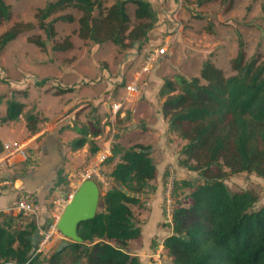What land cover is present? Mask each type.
Here are the masks:
<instances>
[{"label":"trees","instance_id":"obj_1","mask_svg":"<svg viewBox=\"0 0 264 264\" xmlns=\"http://www.w3.org/2000/svg\"><path fill=\"white\" fill-rule=\"evenodd\" d=\"M207 1L212 0L198 2ZM128 2L136 5L137 23L132 27ZM68 7L81 12L77 19L81 39L95 44L111 42L121 49L144 44L158 20L149 0H114L110 5L107 0L48 1L36 15L47 39L56 36L57 20H75L71 13H64L47 21L52 14ZM11 17V5L0 0V26ZM34 27L30 22H14L0 34V53L19 34ZM28 40L46 47L40 35H31ZM72 47V41L66 37L52 49L66 51ZM231 68L235 73L226 75L211 60H205L199 75H176L175 80H165L160 91L166 95L162 112L168 119V132L187 140L180 151L184 155L180 164L200 175L196 184L175 181L174 195L181 188L190 191L186 193L188 205L177 202L174 206L172 233L162 241L172 264H264V205L256 207V191L231 192L224 182L225 167L232 173L254 172L264 177V57L247 60L241 47L231 60ZM25 106L15 97L7 99L1 121L19 119ZM24 117L28 130L36 133L39 117L33 112H26ZM99 123L96 120L95 124L77 128L81 136L72 142V147L84 145L88 135L96 136ZM150 148L141 143L114 148V155L121 157L110 172L114 184L100 201L103 210L80 223L82 243L71 242L49 258L36 252L38 227L34 220L23 223L22 213L0 211V264H69L83 259L85 264H142L138 255L127 251V246L142 234L130 205H139L141 195L155 190L150 182L157 176V167ZM98 149L91 141V152ZM35 164L37 160L30 156L23 162L26 168ZM62 173L59 169L58 175ZM62 182L61 179L56 184ZM121 186L138 196L127 194ZM26 197L34 200L32 194Z\"/></svg>","mask_w":264,"mask_h":264},{"label":"rangeland","instance_id":"obj_2","mask_svg":"<svg viewBox=\"0 0 264 264\" xmlns=\"http://www.w3.org/2000/svg\"><path fill=\"white\" fill-rule=\"evenodd\" d=\"M6 1L11 5L12 17L9 21H6L0 26V34L16 21L30 22L35 25L33 29L22 32L15 39L17 42L12 45L10 50L12 56H16L15 54L18 53L19 50H22V52H31V56L35 54V51H32V49L34 50L32 46L37 45L30 42L28 37L31 35H40L42 39L45 40L46 47H37L43 51H48V48H50L52 52L50 60L56 61L55 59H57L59 69L62 71V69L65 68L66 71L71 72L73 75L70 77V80L66 77L67 82L64 83V85L61 84L62 79L59 81L57 77H49V80L52 79L54 83H56H49V85L51 84L48 88L49 90L55 88L56 91H59L62 89V86L73 90L75 89L74 86L78 85L83 93H87V91L89 92L87 85L98 84L99 89L101 91L103 90L104 94H109V92H111V97L114 99H117L120 94H122L120 91L121 87L126 85L130 79L127 70L129 68L135 70L139 67L138 64H136V59H133L130 54L144 53L142 50L144 47L142 45L136 44L135 46L121 49L111 42L95 44L92 41L81 39L77 34V29L79 27L77 19L81 15V12L73 7L58 11L47 19V21H50L64 13H71L75 18L73 22L57 20L55 22L56 36L47 39L45 31L38 26L36 16L39 9H43L46 6L48 3L47 0ZM113 1L114 0H107V5ZM175 1L178 2L179 0ZM180 1L185 10L184 16L181 15L180 18L182 33L178 35L179 38L177 40L170 42L167 58L162 60L161 57L157 56L156 61L152 64V76H154V74L161 76L163 79L162 83L169 79L175 80L176 75L179 74L187 78L199 75V71L205 60H211L220 67L226 75L233 74L235 71L231 68V60L236 56L241 47L246 53L247 60L256 56L264 57V0H212L202 4L198 2L199 0ZM181 5L179 4L178 6L180 7ZM135 7L136 5L134 3H127V11L131 18V27L137 23V19L134 15ZM66 37H69L73 43L71 49L66 51H56L52 49L56 42H62ZM158 39L159 35L156 41H158ZM25 42H29L32 46H28L27 48L24 44ZM152 47H150V50ZM128 51L130 53H127ZM5 52L9 55V51H5V49L0 53V64L4 65L1 67L6 72L0 71V75L2 76L0 77V93H4V96H7L9 99L10 97L16 96L18 90H15V88L27 90L28 87L26 85L29 82H19L20 80L16 79L19 77L17 72L13 75L7 74L9 71L13 72L14 67L17 66V61L13 64V61L10 59L11 57L3 54ZM151 52L152 51L147 52L146 50L145 53L147 54H145V56ZM128 58H130L129 62H127ZM125 63L127 64L124 65ZM123 66L124 68L128 67V69L124 71ZM76 75L77 77H75ZM44 79L47 80V78ZM44 79L42 78V80ZM49 80L47 82H50ZM108 85H111L109 89ZM2 103L3 100L0 101V105ZM85 103L90 104L89 101ZM105 111L106 110L97 112L94 103L93 105L90 104L87 112L81 116L85 120L82 121L81 117H77L73 123L77 126H86L90 123L95 124L97 119L100 121L105 115L108 116ZM66 114L60 117L62 123H65ZM41 120L46 121L47 118L43 117ZM126 123V119H124V121L122 119L118 122L115 138L112 143L113 150L117 145L128 148L138 144L135 142V136L131 134V130L128 129L129 126H127ZM66 125L69 124H63V127ZM137 125L140 128L143 126V124L140 123ZM172 134L177 135L175 132ZM121 141H123L124 145L121 144ZM169 141L173 142V139H169ZM177 141H179L177 142V146L173 147L174 157H177L175 165L171 163L165 164V173L167 176L162 186L163 200L160 203L161 207H164V211L162 210V215H157L158 217L160 216L158 218V224L155 222L156 218L152 216V213L156 212H153L151 207L143 205L146 200H142L143 202L139 205H130L135 220L138 222V225L144 229L143 239L146 240V243L142 244V246H140V241L128 243L127 251L129 249L130 252L135 253L139 252L138 249L144 250V252L141 253L143 260L139 256L142 264H172L171 257L164 248L160 247V242L163 241L168 234L172 233L171 219L174 206L177 202L188 205L186 193L190 191L189 188H181L174 195L175 181L180 183L181 181H191L194 184L200 181V175L197 171L191 170L189 167L180 164V160L184 158V155H182L180 151L187 143V140L182 139ZM120 157V154H115L101 164L106 182L100 183V201L105 191L114 184L109 170H111L113 163H117L120 160ZM155 157L158 158V161L155 162L159 164L160 157L157 153ZM90 158L92 157H88L84 163L78 161L76 163L77 166L75 165L74 167L70 165L68 167L66 163L63 162L64 166H61V168L64 173L60 175H58V171L53 173L54 176L51 179V186L47 191V198L49 201L48 207L50 210L56 212V210L54 211L52 208H55V206L61 208L65 202L70 199L73 192L82 182V175L80 172L89 165L91 162ZM66 167L69 171L66 170ZM225 169L227 174L224 182L231 192L254 190L259 196L256 207L264 205V177L258 176L254 172L232 173L229 171V168L225 167ZM61 179L63 182L57 185L56 182ZM182 192H184V194H179ZM57 201H59V203H56ZM101 210H103V207L99 205L98 211ZM30 219L36 221L33 215H30ZM28 221H30L29 218H24L23 223ZM50 224L48 220H45L43 223L45 228L47 227V229L52 231L51 237L47 242L43 243V235L39 233L36 236L37 238H35V243H37L36 252H41L43 257L48 258L57 250L63 241H67V238L55 228V225ZM69 264H85V260L83 259L80 262L72 261Z\"/></svg>","mask_w":264,"mask_h":264},{"label":"crops","instance_id":"obj_3","mask_svg":"<svg viewBox=\"0 0 264 264\" xmlns=\"http://www.w3.org/2000/svg\"><path fill=\"white\" fill-rule=\"evenodd\" d=\"M149 1L157 11L158 20L150 30L148 40L144 44H141L144 47L142 49L144 53L130 54L133 59H136V64L139 66L138 69L133 70L128 69V67L124 68L123 66L124 71L128 69L127 73L130 77L126 84L132 80H137L139 90L131 97V101L127 103V115L122 119L123 121L124 119L127 120L126 125L129 126L128 129L131 130V134H134L135 142L151 145L150 151L155 161H158V158L155 157L156 153L160 157L159 164L155 162L157 176L150 182L155 186V190L141 195L142 200H146L143 205L151 207L153 212H156L152 213V216L156 218L155 222L158 224L160 216L158 217L157 215H162L164 208L161 207L160 203L163 200L162 186L167 176L165 164L171 163L175 165L177 157H174L173 147L177 146V142H179L177 140H182V138L180 139L176 134H172L174 132H168L167 130L168 119L162 112V104L166 99V95L160 92L164 84L162 83L163 79L161 76L155 74L152 76V70L144 74L141 71L149 55L145 56L147 54L145 53L146 50L147 52L152 51L151 53H156L162 60L167 58L170 42L177 40L179 38L178 35L182 33L180 18L181 15L184 16L185 10L180 0L178 2L175 0ZM179 4L181 5L180 7L178 6ZM158 35L159 39L156 41ZM15 42L17 41L13 40L5 47V51H9V55L7 52L3 53L5 56L11 57L10 59L13 61V64L17 61V66L14 67L13 72L9 71L7 74L13 75L17 72L19 77L16 79H19V82L29 83L26 85L28 87L27 90L15 88V90H18L15 99L26 104L23 114L17 120L1 121V117L6 112V101L8 98L4 96V93H0V97H3V103L0 105V142L2 143V150H0V211L12 212L14 215L19 214L15 208L17 201L26 197V195L32 194L34 197L32 201L37 210L35 215V223L39 229L37 233L43 235L46 231H49L47 227L43 226L45 220L55 225L63 211L64 205L67 203L65 202L61 208H58V206H55V208L51 207L56 212H53L48 207L47 191L51 186L53 173L62 169L61 166H64L63 162L68 167L69 165L74 167L78 161L81 163L86 162L88 157H92L90 158L91 162L95 161L96 153L102 147L106 136V127L103 123L105 115L100 119L99 124V134H101V137H98V134L94 137L91 135L86 136L87 141L84 145L73 148L72 142L81 136L77 128L82 127L80 125L77 126L73 121L87 112L90 104L93 105V103L97 108V112L106 110L105 112L108 114L110 103L120 99L124 95L125 85L121 87L120 91L122 94L117 99L111 97V92L104 94V91L99 89L98 84H94L95 86L91 84L87 85V89H89L87 93H83L78 85H75V89L73 90L70 88L63 91V89H67V87L63 86L59 91H56L55 88L49 90L48 88L51 85L49 83L56 84L54 80H49V77H57L59 81L62 79L61 84L64 85L67 82L66 77L70 80V77L73 76L72 73L66 71L65 68L61 71L57 59H55L56 61L50 60L52 56L50 48H48V51H43L37 46H32L29 42H25L24 44L27 48L28 46H32L34 48L32 51H35V54L31 56V52L19 50V52L16 51L18 52L15 54L16 56H12L10 50ZM138 45L140 44L138 43ZM150 47H152L151 50ZM127 53L130 52L128 51ZM129 61L130 58L127 59V62ZM1 66L4 65L0 64V71L5 72ZM0 77L2 76L0 75ZM42 78H47V80H42ZM48 80L50 82H47ZM110 86L108 85V89ZM86 101H89L90 104L85 103ZM26 112H33L40 119L36 133H31L27 128L24 117ZM64 114H66L65 123H62L60 117ZM43 117H46L47 120L42 121ZM81 120L84 121L85 119L81 117ZM139 123L143 124L141 127L143 129L137 125ZM63 124L69 125L63 127ZM169 139H173V142H170ZM91 141L99 148L95 153L91 152ZM9 144L11 146H8ZM121 144L124 145L123 141H121ZM27 156L36 159L37 164L29 168L24 167L23 162ZM115 164L113 163L109 172L112 171ZM66 170L69 171L67 167ZM56 203H59V201ZM22 215L24 218L32 220L30 219V215L23 213ZM141 231V237L136 240H130L129 243L140 241V246L146 243V240L143 239L144 229L142 227ZM160 247L163 248L162 241L160 242ZM138 251L133 253L128 249L129 253L138 255L143 260L141 253L144 250L138 249Z\"/></svg>","mask_w":264,"mask_h":264},{"label":"built area","instance_id":"obj_4","mask_svg":"<svg viewBox=\"0 0 264 264\" xmlns=\"http://www.w3.org/2000/svg\"><path fill=\"white\" fill-rule=\"evenodd\" d=\"M156 53H151L148 55L145 64L142 68L141 73H149L152 70V64L157 59ZM139 90L138 81L132 80L130 83L125 85V92L120 99L112 101L110 103V110L108 116L104 117V125L106 127L105 138L103 140V145L96 153V160L91 162L84 170L80 172L82 175V181L85 179L95 180L99 186L100 183H105L104 174L101 169V164L104 163L114 155L112 143L115 138V133L117 130L118 122L126 116L127 103L131 101V97L135 95ZM90 136V135H88ZM98 137H101V134L98 133ZM8 146H11L10 144ZM170 186V185H169ZM15 208L18 210V213H23L25 215L35 216L37 213L36 206L32 200H29L27 197H23L17 201ZM52 231H47L43 234L44 242H47Z\"/></svg>","mask_w":264,"mask_h":264},{"label":"water","instance_id":"obj_5","mask_svg":"<svg viewBox=\"0 0 264 264\" xmlns=\"http://www.w3.org/2000/svg\"><path fill=\"white\" fill-rule=\"evenodd\" d=\"M121 189L131 196H138L137 193H131L123 186H121ZM100 199L101 189L95 180L85 179L78 185L70 199L64 205L63 211L55 223V228L67 238V241H63L57 248L58 252L67 248L71 242L82 243L84 241L78 233V227L81 222L96 216Z\"/></svg>","mask_w":264,"mask_h":264}]
</instances>
